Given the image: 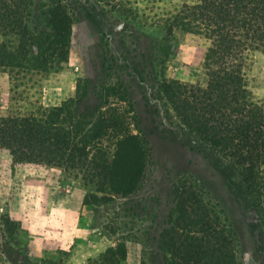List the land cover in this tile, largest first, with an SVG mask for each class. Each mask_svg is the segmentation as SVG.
Listing matches in <instances>:
<instances>
[{
	"label": "rangeland",
	"instance_id": "374dc122",
	"mask_svg": "<svg viewBox=\"0 0 264 264\" xmlns=\"http://www.w3.org/2000/svg\"><path fill=\"white\" fill-rule=\"evenodd\" d=\"M62 1L73 21L66 62L14 83L0 72V117L59 107L77 91L85 117L106 102L107 115L142 141L143 178L124 197L96 193L79 172L19 162L17 146L0 144V264H112L107 251L117 246L121 264H168L174 191L194 185L230 226L236 264H264V189H247L164 91L173 82L193 94L204 87L206 42L176 27L195 0ZM245 73L264 107V53H248Z\"/></svg>",
	"mask_w": 264,
	"mask_h": 264
},
{
	"label": "trees",
	"instance_id": "16d2710c",
	"mask_svg": "<svg viewBox=\"0 0 264 264\" xmlns=\"http://www.w3.org/2000/svg\"><path fill=\"white\" fill-rule=\"evenodd\" d=\"M176 23L206 42L205 82L194 94L186 84H165V93L177 101L184 124L239 168L245 187L262 192L264 107L253 100L245 72L248 53H264V0H195L182 5ZM72 25L62 0L39 6L0 0V72L14 83L60 68ZM81 98L77 91L59 107L0 117V144L17 146L19 162L79 172L96 193L131 194L143 178L142 141L107 115L106 102L85 108L90 110L85 117L78 107ZM174 198L165 243L168 264H236L230 226L208 205L204 192L182 186ZM108 254L112 264L126 258L123 246Z\"/></svg>",
	"mask_w": 264,
	"mask_h": 264
}]
</instances>
